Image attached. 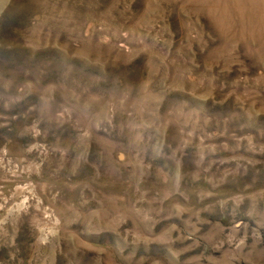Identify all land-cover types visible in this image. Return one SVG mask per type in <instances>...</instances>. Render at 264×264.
Returning <instances> with one entry per match:
<instances>
[{"label": "rangeland", "instance_id": "374dc122", "mask_svg": "<svg viewBox=\"0 0 264 264\" xmlns=\"http://www.w3.org/2000/svg\"><path fill=\"white\" fill-rule=\"evenodd\" d=\"M0 264H264V0H0Z\"/></svg>", "mask_w": 264, "mask_h": 264}]
</instances>
